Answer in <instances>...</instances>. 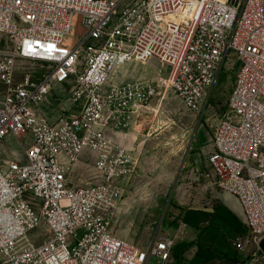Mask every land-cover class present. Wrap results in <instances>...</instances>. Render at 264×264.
<instances>
[{
    "label": "built area",
    "instance_id": "1",
    "mask_svg": "<svg viewBox=\"0 0 264 264\" xmlns=\"http://www.w3.org/2000/svg\"><path fill=\"white\" fill-rule=\"evenodd\" d=\"M185 2L0 0V152L9 136L23 151L0 163V264H176L178 233L138 246L112 226L134 161L112 131L141 118L161 86L112 76L151 58L198 112L223 69H235L207 177L244 210L247 233L234 244L251 255L232 264H264L246 247L264 236V0H198L193 18L180 20ZM55 84L71 105L51 120L40 107ZM87 159L90 176L76 183L72 173ZM38 229L42 239L31 236Z\"/></svg>",
    "mask_w": 264,
    "mask_h": 264
},
{
    "label": "rangeland",
    "instance_id": "2",
    "mask_svg": "<svg viewBox=\"0 0 264 264\" xmlns=\"http://www.w3.org/2000/svg\"><path fill=\"white\" fill-rule=\"evenodd\" d=\"M197 6L198 0H186L175 15L180 20L193 18ZM23 65L36 66L29 61H24ZM162 69L163 65L155 58L146 62L133 59L119 66L112 76L115 82L142 79L158 81L161 85L160 97L145 109L141 118L112 131L115 141L134 157L132 175L126 180L124 194L112 211V226L118 236L138 246L147 245L156 234L178 233L182 223L180 208L189 193L207 183V179L211 180L207 173L211 169L208 157L213 149V134L218 122L228 114L236 73L235 69H223L204 111L198 112L187 108L161 75L157 79L148 78ZM4 90L0 82V99ZM61 103L67 108L71 100L62 87L55 84L43 104L61 113ZM27 140L29 137L24 141ZM22 152L19 140L9 136L3 143L0 163L11 157L20 158ZM86 162L72 173L76 183H83L90 176L93 160ZM43 232L38 229L31 236L42 239ZM252 247L262 254L258 246H250V250Z\"/></svg>",
    "mask_w": 264,
    "mask_h": 264
},
{
    "label": "crops",
    "instance_id": "3",
    "mask_svg": "<svg viewBox=\"0 0 264 264\" xmlns=\"http://www.w3.org/2000/svg\"><path fill=\"white\" fill-rule=\"evenodd\" d=\"M160 73L158 71L148 78L157 79ZM40 108L51 120L60 114L59 109L46 104ZM180 218L183 224L174 249L176 264H232L238 257L251 255L239 251L234 244L237 237L244 238L247 233L239 199L218 189L211 180L207 179V183L189 193L180 208ZM253 250L252 247L250 251Z\"/></svg>",
    "mask_w": 264,
    "mask_h": 264
},
{
    "label": "water",
    "instance_id": "4",
    "mask_svg": "<svg viewBox=\"0 0 264 264\" xmlns=\"http://www.w3.org/2000/svg\"><path fill=\"white\" fill-rule=\"evenodd\" d=\"M164 76L167 77L168 76V72H165ZM258 248L261 251V253L264 254V236L259 239Z\"/></svg>",
    "mask_w": 264,
    "mask_h": 264
},
{
    "label": "bare ground",
    "instance_id": "5",
    "mask_svg": "<svg viewBox=\"0 0 264 264\" xmlns=\"http://www.w3.org/2000/svg\"><path fill=\"white\" fill-rule=\"evenodd\" d=\"M173 16H175V15H173V14H169V15H167L165 18H171V17H173ZM164 81H167L166 79H164V78H162Z\"/></svg>",
    "mask_w": 264,
    "mask_h": 264
}]
</instances>
